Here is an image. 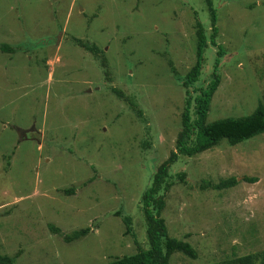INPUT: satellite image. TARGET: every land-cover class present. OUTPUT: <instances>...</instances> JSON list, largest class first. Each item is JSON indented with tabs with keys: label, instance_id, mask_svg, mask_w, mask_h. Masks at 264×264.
Masks as SVG:
<instances>
[{
	"label": "rangeland",
	"instance_id": "1",
	"mask_svg": "<svg viewBox=\"0 0 264 264\" xmlns=\"http://www.w3.org/2000/svg\"><path fill=\"white\" fill-rule=\"evenodd\" d=\"M212 3L223 53L206 122L264 105V0ZM195 20L209 35L204 0H0V43L11 48L0 51V254L14 264H102L146 247L140 197L180 129ZM216 50L207 40L191 95ZM167 173L160 216L196 251H175L168 264L264 249V132L178 155ZM229 176L233 186L199 188Z\"/></svg>",
	"mask_w": 264,
	"mask_h": 264
},
{
	"label": "trees",
	"instance_id": "2",
	"mask_svg": "<svg viewBox=\"0 0 264 264\" xmlns=\"http://www.w3.org/2000/svg\"><path fill=\"white\" fill-rule=\"evenodd\" d=\"M210 21V34L206 35L199 21L194 22V62L187 70L182 81L184 87L183 107L180 113V129L174 139V148L170 150L167 157L157 165L151 174L148 186L141 194L140 201L145 223L146 247L137 249L130 254H122L102 264H168L169 255L175 251L183 255L194 258L195 249L184 239L170 236L166 231L163 218L160 211L163 208L164 193L171 186L172 181L167 173L168 167L176 161L178 155L191 157L213 146H216L221 139H224L228 145H234L244 139L264 132V105L258 101L256 106L249 114L240 117H223L210 122L205 121L209 101L218 82L216 72L219 58L223 51L215 43V9L212 0H204ZM209 43L217 47L209 80L205 85L198 86L196 92L191 95L187 86L193 83L200 72L202 65V52ZM81 46L91 52H96L97 47L93 44H87L76 40ZM10 47L0 43V51H10ZM169 63V62H168ZM178 179L182 180L183 172L177 173ZM243 180L254 182L255 177L243 176ZM233 176L219 179L216 182L202 180L199 184L200 189L220 190L235 184ZM65 193L73 191L72 188L63 190ZM118 215V212H115ZM125 225V232L130 233V219L128 216L121 217ZM48 228L58 232V228L48 225ZM88 231L87 227L73 230L69 234H64L66 241L83 236ZM14 256L0 254V264H14ZM207 264H264V249L256 252H250L239 256H232L220 261Z\"/></svg>",
	"mask_w": 264,
	"mask_h": 264
},
{
	"label": "water",
	"instance_id": "3",
	"mask_svg": "<svg viewBox=\"0 0 264 264\" xmlns=\"http://www.w3.org/2000/svg\"><path fill=\"white\" fill-rule=\"evenodd\" d=\"M22 132L24 133L23 130L17 129V134H18L19 137L21 136V133H22Z\"/></svg>",
	"mask_w": 264,
	"mask_h": 264
},
{
	"label": "flooded vegetation",
	"instance_id": "4",
	"mask_svg": "<svg viewBox=\"0 0 264 264\" xmlns=\"http://www.w3.org/2000/svg\"><path fill=\"white\" fill-rule=\"evenodd\" d=\"M21 134L24 136V133L23 132Z\"/></svg>",
	"mask_w": 264,
	"mask_h": 264
}]
</instances>
